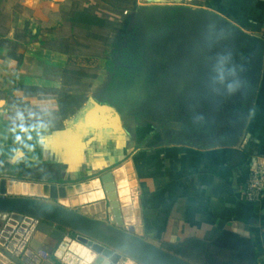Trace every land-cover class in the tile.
Returning <instances> with one entry per match:
<instances>
[{"label": "crops", "instance_id": "obj_1", "mask_svg": "<svg viewBox=\"0 0 264 264\" xmlns=\"http://www.w3.org/2000/svg\"><path fill=\"white\" fill-rule=\"evenodd\" d=\"M144 1L137 0L136 7ZM197 2L198 9L185 18L183 54L170 62L175 71L161 83L159 95L182 100L183 111L199 113V137L166 141L132 112L104 101L114 79L104 59L85 101L57 129L12 122L9 113L4 116L10 107L7 98L0 97V170H58L55 181L60 184L87 182L90 188L98 178L101 187L90 191L66 186L60 195V188L47 185L43 195L68 207L104 198L103 208L89 205L79 211L105 219L97 212L101 210L106 219L123 228L133 225L145 239L196 264H205L207 255L186 241L207 244L220 231H230L251 239L253 264H264V198L246 203L241 192L248 167L264 165V47L255 38L264 29V0ZM228 57L243 84L232 95L218 82ZM68 59L39 41L15 49L0 45V62L13 72L12 85L36 86L43 92L63 87ZM106 173L114 183V200L103 187ZM48 240L46 235L37 249L44 256L29 255L37 251L29 245L17 255L0 251V264H132L123 258L108 261L80 244L84 252L59 247L49 253ZM68 242L70 246L72 240ZM208 256L215 264H244L227 249L213 248Z\"/></svg>", "mask_w": 264, "mask_h": 264}, {"label": "rangeland", "instance_id": "obj_2", "mask_svg": "<svg viewBox=\"0 0 264 264\" xmlns=\"http://www.w3.org/2000/svg\"><path fill=\"white\" fill-rule=\"evenodd\" d=\"M144 2V6L137 8L136 3L133 5L115 0H0V45L12 49L25 46L32 43H27L29 35L38 31V38L34 42L56 45L75 54L72 56V65L84 70L85 74L71 75L66 89L80 92L88 91L92 77L105 59V67L111 70L114 79L108 94L109 100L104 101L132 112L138 122L150 125L153 131L166 137V141L189 142L193 136L199 137L201 134L198 127L199 113L183 111L182 100L162 98L159 89L161 83L166 82L167 75L175 71V64H171L175 57L183 54V30L187 13L197 10L199 4L197 0ZM85 8L95 17L94 23L83 24L69 19L73 12ZM134 12L137 16H134ZM25 25L26 31L23 30ZM12 73L0 62V97L5 90L13 91L9 81ZM13 94L8 100L11 104L8 111L11 121H26L28 115L25 117V113H31V118H34L35 104L25 100L24 91L14 90ZM22 103H26L25 107ZM48 116L53 118V114L49 113ZM1 172L0 193H4L6 179L61 183L55 181L59 176L58 170L53 172L47 168L20 166L10 174ZM103 201L104 198L91 199L71 208L80 210L82 206L89 205L103 208ZM97 212L106 219L101 210ZM38 229L47 234L50 242L45 244V249L49 253H55L59 247L60 251L77 248L75 252L78 253L82 245L108 261L116 262L123 258L137 264L128 257L116 256L108 248L96 251L77 240L75 233L54 224L11 212H0V251L15 253L19 249L22 253L28 250L29 240ZM58 230L60 236L54 237L52 232ZM65 237L67 240H62ZM69 239L72 244L76 242V248L72 244L69 246Z\"/></svg>", "mask_w": 264, "mask_h": 264}, {"label": "water", "instance_id": "obj_3", "mask_svg": "<svg viewBox=\"0 0 264 264\" xmlns=\"http://www.w3.org/2000/svg\"><path fill=\"white\" fill-rule=\"evenodd\" d=\"M165 87L162 88V91ZM107 198L114 200V183L109 173L101 177ZM91 188L87 182L72 184H54L19 179H6L4 193H0V212H11L32 217L54 224L60 228L76 234L77 240L87 246L102 251L108 248L117 255H122L137 264H196L189 259L167 250L145 239L135 231L133 225L125 228L115 223L113 218L104 219L87 215L79 210L61 204L54 197H44L43 190L47 185L60 188V195H64L63 188L78 187L77 192L90 191L93 187H101L99 179H95ZM91 185V184H90ZM96 188V189H97ZM61 232L53 231L54 237H59ZM47 234L43 230H36L34 239L29 245L37 250L40 241ZM16 254L19 249L14 251ZM115 254V255H116ZM114 255V256H115ZM116 255V256H117ZM115 256V258H117Z\"/></svg>", "mask_w": 264, "mask_h": 264}, {"label": "trees", "instance_id": "obj_4", "mask_svg": "<svg viewBox=\"0 0 264 264\" xmlns=\"http://www.w3.org/2000/svg\"><path fill=\"white\" fill-rule=\"evenodd\" d=\"M99 2H104L106 0H94ZM118 2L131 3L135 5L136 0H115ZM94 16L88 12V10L81 9V11H75L70 15V20L72 22L92 24L94 23ZM23 30H27L26 25ZM38 31L29 35L27 43L34 42L38 38ZM40 44H44L39 41ZM51 48L61 50L62 52L68 54L69 59L63 72V89L56 92L47 94L39 90L36 86L30 85H19L13 84L12 89L17 91H24L25 100L30 104H35V109H33L35 117L31 118V113H25L28 115L26 121H17L16 124H26V125H37L41 123L47 124L51 129H57L61 126L62 120L68 115L74 113L81 104L85 101L88 91L80 92L74 89H66L67 82L71 75H84L85 71L72 65V56L75 55L73 52H69L67 49H61L56 45H50ZM95 75L92 77L94 78ZM13 91L5 90L3 95L7 98V104L9 103V97H13ZM23 102V101H20ZM25 107L26 103H22ZM8 108V106H6ZM33 108V105H32ZM49 113L53 114V118H49ZM8 109L4 116L7 118ZM49 118V119H48ZM185 244L193 245L197 249L202 250L207 255V261L205 264H215L210 258L209 252L211 249H227L232 252V259L244 262V264H253L254 261V247L251 239L240 237L235 233L230 231L222 230L220 231L209 243H203L202 241H186Z\"/></svg>", "mask_w": 264, "mask_h": 264}, {"label": "built area", "instance_id": "obj_5", "mask_svg": "<svg viewBox=\"0 0 264 264\" xmlns=\"http://www.w3.org/2000/svg\"><path fill=\"white\" fill-rule=\"evenodd\" d=\"M255 38L264 47V29H261ZM241 192L242 199L246 203H256L264 198V165L253 164L248 167ZM35 252L28 251V254L32 256L36 254L44 256L40 250Z\"/></svg>", "mask_w": 264, "mask_h": 264}, {"label": "clouds", "instance_id": "obj_6", "mask_svg": "<svg viewBox=\"0 0 264 264\" xmlns=\"http://www.w3.org/2000/svg\"><path fill=\"white\" fill-rule=\"evenodd\" d=\"M231 58H227L226 62V71L218 76V82L225 86V90L229 95L234 94L235 92L239 91L240 88L243 86L238 73L234 66L230 67ZM229 77H232L229 80Z\"/></svg>", "mask_w": 264, "mask_h": 264}, {"label": "bare ground", "instance_id": "obj_7", "mask_svg": "<svg viewBox=\"0 0 264 264\" xmlns=\"http://www.w3.org/2000/svg\"><path fill=\"white\" fill-rule=\"evenodd\" d=\"M26 223H27V222H26ZM80 247H81V246H79V248H80ZM79 248H78V250H79ZM76 249H77V248H76ZM82 249H83V247H82ZM82 249H81V251H82ZM76 251H77V250H76ZM81 251H80V252H81ZM115 254H116V253H115Z\"/></svg>", "mask_w": 264, "mask_h": 264}]
</instances>
